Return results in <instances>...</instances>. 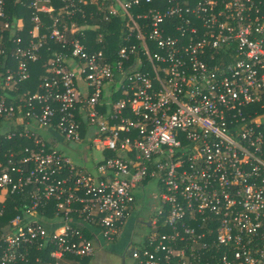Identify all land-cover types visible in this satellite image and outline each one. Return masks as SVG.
I'll list each match as a JSON object with an SVG mask.
<instances>
[{"label":"built area","instance_id":"1","mask_svg":"<svg viewBox=\"0 0 264 264\" xmlns=\"http://www.w3.org/2000/svg\"><path fill=\"white\" fill-rule=\"evenodd\" d=\"M52 1L30 0L34 25L10 38L9 53L13 24L0 0L4 134L19 130L41 145L17 162L14 152L0 159L3 207L34 185L30 203L0 228V264H82L75 257L96 250L82 228L115 242L153 181L150 227L129 246L134 264H264V0H60L46 25L40 12L52 13ZM81 5H96L93 17L124 18L115 57L67 36H84L72 20ZM50 40L62 49L41 90L8 94ZM52 127L102 153L92 171L46 151L36 128ZM52 199L53 213L41 214Z\"/></svg>","mask_w":264,"mask_h":264},{"label":"trees","instance_id":"2","mask_svg":"<svg viewBox=\"0 0 264 264\" xmlns=\"http://www.w3.org/2000/svg\"><path fill=\"white\" fill-rule=\"evenodd\" d=\"M62 2L60 0H53L52 5L56 8L51 12H40V16L42 21L45 22L46 25H49L53 22L52 15L58 12L57 7L60 6ZM5 10L7 12V19L11 21L13 24L11 29L6 31V38H8V51L12 53L14 51V43L10 40V38H15L17 36L28 37L30 35L29 30L33 27L34 21L32 20V16L34 13V8L30 5V0H5ZM83 11L78 10L73 16L72 20L75 21L79 25H85L86 29L84 30V36L78 33H71L67 30V36L69 38H73L75 35L79 36L80 39L88 44V47L93 49L102 48L108 55L112 57L116 56V51L119 48V45L124 43V36L122 32L125 30V20L122 15H112V19L106 20L103 18V14H97L96 17L92 16V10L96 8V5H81ZM135 12H138L139 9H134ZM22 18L23 26L18 27L16 21ZM71 21L66 23L67 26H70ZM94 23H98L99 27L92 30L91 27ZM47 27H42L43 31H46ZM99 33H102L104 42L101 43L96 41V38ZM50 49L44 48L41 51V57L37 61L30 62V71L31 76L28 80H25L19 84L17 90H7L10 95H17L20 93H34L36 91L41 90L40 83L44 80V78L51 73L49 70L50 65L48 60L52 58L55 52H59L62 49L61 44L58 42H54V40L49 41ZM70 52V50H67ZM118 95L114 93L113 99H116ZM102 110H105L106 107L103 105L101 107ZM8 124L4 122V118L0 116V159L7 160L10 152L15 153L14 160L17 162L23 156L27 154L25 151L26 147H29L30 150L38 151L41 148V145H37L33 142V136L28 137L25 134L20 135L17 131L16 135L12 138L5 137L4 132L7 131ZM37 132L42 131L41 128H36ZM49 133L56 134L57 136L67 138L60 135L57 131L56 127H52L47 129ZM41 133V132H40ZM84 137V136H83ZM45 139V138H44ZM45 149L46 151L55 149L64 153L61 149H59L56 145H54L48 139H45ZM28 166L32 167L33 163H29ZM27 166V167H28ZM34 190V185H27L23 189L18 192L10 195L6 203L7 205L3 207L2 202H0V211L3 210L2 215H0V228H6V222L12 217L18 210L23 208L24 206L30 203V193ZM56 201L54 199L49 200L48 204L45 206V209L40 208V213H46L51 215L54 210ZM14 207H17L16 209ZM82 232L87 238H92L95 235V232L92 227L85 226L82 228ZM88 257L79 258L75 257L77 260H82V264H85L88 260ZM86 260V261H85Z\"/></svg>","mask_w":264,"mask_h":264},{"label":"crops","instance_id":"3","mask_svg":"<svg viewBox=\"0 0 264 264\" xmlns=\"http://www.w3.org/2000/svg\"><path fill=\"white\" fill-rule=\"evenodd\" d=\"M42 131H43V134L40 131L41 132L40 135L43 138L48 139L56 146L60 144L61 137L57 136L56 134L54 135L52 133H49V131H46V130H42ZM101 158H102V155L98 158V160L95 161V163H97ZM95 163L94 165H90V167L88 168L86 167V168L92 171L94 169ZM145 191L144 193L139 192L138 202L142 200L143 205L141 206L140 209L136 208V210L133 212V215L131 216V218L128 220V223H127V224H132L134 226L133 230L130 231L131 233L130 238L122 241V237L124 235L127 225L125 226V229L123 233L121 234V236L115 242L107 241L99 229H93L95 232L94 236L96 237L94 239L96 241V250H95V253L91 257L87 258L88 261L85 264H125L126 257L127 256L131 257L130 253L128 252L129 246L132 243H135L136 238H139L137 240L141 239L142 231L140 227L147 226L149 228L151 217L154 214V206H155L154 193L155 192L149 193L148 194L149 196H147ZM147 198L151 199V203H150V207L148 206V210L146 211V207H147L146 199ZM77 261H80L82 263V260H77Z\"/></svg>","mask_w":264,"mask_h":264},{"label":"rangeland","instance_id":"4","mask_svg":"<svg viewBox=\"0 0 264 264\" xmlns=\"http://www.w3.org/2000/svg\"><path fill=\"white\" fill-rule=\"evenodd\" d=\"M43 134V131H41ZM40 133V132H39ZM59 149H61L64 154L72 160V162L79 167H84L88 168L90 165H94L95 161L98 160V158L102 155V153L95 147L90 148L87 138H83L82 141L76 142V141H71V140H64V138H61L60 144L57 146ZM157 191V187L155 185V181L150 182L146 188V194L149 196V193H153ZM143 192V191H141ZM144 193V192H143ZM151 199L147 198L146 199V211L148 210V206L150 207ZM142 200L136 204V208L140 209L142 206ZM156 205V204H155ZM133 225L132 224H127L126 230L124 232V235L122 237V241L125 239L130 238V231L133 230ZM141 233L146 236V233L148 231L147 226H142L140 227ZM139 238H136L135 243L138 244L140 240H137ZM130 256L126 257L125 264H133L134 260H132Z\"/></svg>","mask_w":264,"mask_h":264}]
</instances>
